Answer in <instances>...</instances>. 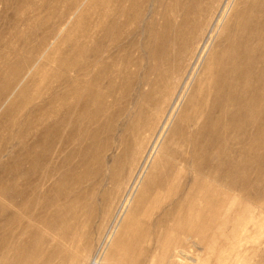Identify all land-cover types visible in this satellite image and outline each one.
Listing matches in <instances>:
<instances>
[{
	"label": "bare ground",
	"instance_id": "1",
	"mask_svg": "<svg viewBox=\"0 0 264 264\" xmlns=\"http://www.w3.org/2000/svg\"><path fill=\"white\" fill-rule=\"evenodd\" d=\"M221 1L98 0L84 38L71 46L66 78L55 86L65 85L51 104L50 154L43 149L37 160L38 193L50 186L52 194L40 204L48 207L51 202L46 226L59 224L73 245L79 240L68 237L69 220L84 215L91 223L103 213L98 203L85 212L75 206L61 212L54 193L66 195L70 188L56 192V176L76 174L86 162L87 170L100 164L105 150L113 148L111 137L118 130L117 124L112 130L113 124L134 107L138 112L121 139L117 159H125L133 149L129 170L114 168L119 179L105 196L119 192L140 162L135 179L149 161L163 108L197 58ZM227 7L220 31L129 203L122 230L134 239L155 236L154 229L163 228L166 238L181 234L183 240L211 246L208 242L228 222L232 192L247 197L248 171L264 160V0H230ZM150 111L159 118L146 121ZM41 141V147L46 146V137ZM92 171L97 173L99 167ZM40 242L32 239L26 248L16 245L12 264H34L46 252ZM134 245L119 264L143 263L145 251ZM168 254L164 251V258ZM48 262L44 258L41 264Z\"/></svg>",
	"mask_w": 264,
	"mask_h": 264
},
{
	"label": "rangeland",
	"instance_id": "2",
	"mask_svg": "<svg viewBox=\"0 0 264 264\" xmlns=\"http://www.w3.org/2000/svg\"><path fill=\"white\" fill-rule=\"evenodd\" d=\"M229 1L222 0L215 9L212 27L205 34L206 40L191 66H186V69L189 67L188 73L177 81L173 100L164 106L162 115L165 116L160 118L162 127L149 150V161L135 179L140 162L119 192L105 196L115 190L119 179L118 168H114L118 165L129 170L133 149L125 159H117L122 151L121 139L138 112L134 107H128L113 124L114 131L116 124L118 126L116 134L111 137L113 148L102 154L106 157L104 163L101 157V163L94 164L93 169L99 167L97 173L93 169L87 170L86 162L76 174L56 176L52 184L56 192L60 187L70 188L66 189V195L54 193L61 212H67L70 206L85 212L93 203H98L103 213L95 216L91 223L84 215H79V220H69L76 226L68 223V237L79 240L73 245L59 224L57 228L46 226V218L52 211L51 202L49 200L48 207L40 204L52 194H49L50 186L38 193L37 160L43 149L47 155L51 151L48 142L51 104L55 93H62L65 85L58 89L55 86L63 82L59 81L60 78H66L71 46H76L84 38V26L96 15L99 2L0 0V264H12L15 257L12 251L16 245L26 248L32 239L41 241L43 250H46L34 264H41L44 258H49L48 264H119L124 251L134 244L137 251H145L140 256L142 264H158L160 260V264H264V160L257 168L248 171L249 184L244 188L247 197L242 199L241 192H232L228 222L221 226L217 238L208 242L209 247L198 240L184 241L181 234L166 238L163 228H159L160 231L155 228V236H140L138 239L122 230L129 203L151 161L157 156L194 76L220 31ZM147 90L145 87L144 91ZM158 118V114L153 115L150 111L146 121ZM44 137L47 144L41 147ZM79 203L83 207L79 208ZM167 250L170 254L164 258L163 253Z\"/></svg>",
	"mask_w": 264,
	"mask_h": 264
}]
</instances>
